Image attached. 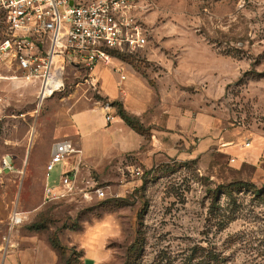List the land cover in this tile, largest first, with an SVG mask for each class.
<instances>
[{
    "label": "rangeland",
    "instance_id": "374dc122",
    "mask_svg": "<svg viewBox=\"0 0 264 264\" xmlns=\"http://www.w3.org/2000/svg\"><path fill=\"white\" fill-rule=\"evenodd\" d=\"M137 3L147 44L125 62L162 106L144 117L155 122H143L139 149L81 164L79 186L93 180L106 198L42 204L46 183L80 159L47 178L58 132L77 111L117 107L100 74L92 84L68 67L44 101L38 83L0 79V264H85L87 252H98L94 264H189L198 247L227 264H264V0ZM6 156L12 172L2 171ZM15 210L27 214L18 233Z\"/></svg>",
    "mask_w": 264,
    "mask_h": 264
},
{
    "label": "built area",
    "instance_id": "2783aa9c",
    "mask_svg": "<svg viewBox=\"0 0 264 264\" xmlns=\"http://www.w3.org/2000/svg\"><path fill=\"white\" fill-rule=\"evenodd\" d=\"M137 1L0 0V79L38 83L39 101L62 90L68 67L85 70V82L95 84L100 64L109 66L114 58L136 57L144 50L147 37L136 16ZM116 70L121 79L127 77L122 66ZM101 107L112 121V106ZM79 152L73 140L57 141L45 165L47 178L56 164ZM14 170L13 162L4 158L2 171ZM78 172L76 167L63 173L57 184L46 185L44 203L76 196L85 203L106 198L107 191L93 180L80 187ZM26 217V212L15 210L10 230Z\"/></svg>",
    "mask_w": 264,
    "mask_h": 264
},
{
    "label": "crops",
    "instance_id": "0c3cea01",
    "mask_svg": "<svg viewBox=\"0 0 264 264\" xmlns=\"http://www.w3.org/2000/svg\"><path fill=\"white\" fill-rule=\"evenodd\" d=\"M125 61L124 57H117L113 59L112 64L109 66L100 64L96 74L98 73L102 77L103 88L106 95L113 99V102L122 103L123 108L127 112L139 117L141 124L146 128L143 123L146 122L144 117L147 114L151 115V110L156 108L158 103L160 106H162V104L159 101L160 98L157 97V91L152 88L147 81L132 72L127 67L129 64ZM117 66L123 67L127 76L125 79H121L120 72L116 70ZM107 67L108 70L103 71L104 68ZM98 80L99 79L97 78L96 82ZM163 98L165 99V97ZM160 106L158 107L161 108ZM162 110L165 112L166 107L162 108ZM111 111L113 115L112 121L107 120L106 110L101 106L86 108L75 112L73 114V126L71 127V130L65 133L58 132V140L52 144V147L57 141L65 138L73 140L80 150V152L77 153L79 154L80 159L76 166L79 168V171L81 164L85 160L89 162L91 166L98 168L101 165L99 163V160L101 159H110L118 156V154H121L122 152L139 149L144 141V134L131 128L118 114L117 107L112 108ZM152 122L155 121L151 120L146 123L150 126ZM56 137L57 135L55 134V138ZM153 151L155 152V149H153ZM4 158L11 160L8 156ZM52 203L54 202L44 203L43 196V205H49ZM20 228L21 225H19L14 231L18 233ZM85 246L86 245H83L84 248ZM97 253L89 256L87 252L86 257H88V261H86L85 264H94L98 255Z\"/></svg>",
    "mask_w": 264,
    "mask_h": 264
},
{
    "label": "trees",
    "instance_id": "16d2710c",
    "mask_svg": "<svg viewBox=\"0 0 264 264\" xmlns=\"http://www.w3.org/2000/svg\"><path fill=\"white\" fill-rule=\"evenodd\" d=\"M125 59H133L134 57H124ZM117 106L118 114L124 119V121L137 132L144 134V126L141 124L140 118L130 114L124 108L122 103L113 102ZM227 192L228 190H224ZM223 191V192H224ZM199 251H195L193 256L186 258L189 264H227L225 256L215 247L204 248L198 247ZM197 253V254H196ZM195 260V261H193Z\"/></svg>",
    "mask_w": 264,
    "mask_h": 264
}]
</instances>
